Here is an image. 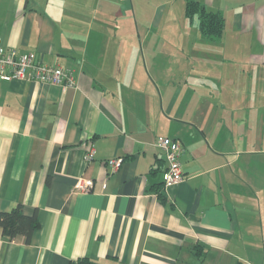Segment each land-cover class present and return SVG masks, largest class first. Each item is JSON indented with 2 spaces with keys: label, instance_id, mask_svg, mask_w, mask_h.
<instances>
[{
  "label": "crops",
  "instance_id": "obj_1",
  "mask_svg": "<svg viewBox=\"0 0 264 264\" xmlns=\"http://www.w3.org/2000/svg\"><path fill=\"white\" fill-rule=\"evenodd\" d=\"M199 1L221 36L187 0H0L3 43L77 82L0 78V212L40 224L0 226V264H264V0ZM173 27L215 51L173 52L155 39ZM165 136L185 176L168 188Z\"/></svg>",
  "mask_w": 264,
  "mask_h": 264
},
{
  "label": "built area",
  "instance_id": "obj_2",
  "mask_svg": "<svg viewBox=\"0 0 264 264\" xmlns=\"http://www.w3.org/2000/svg\"><path fill=\"white\" fill-rule=\"evenodd\" d=\"M0 78L5 80L21 79L37 82H50L61 84L64 87L77 85L75 76L71 69L49 64L37 58L34 52H20L16 47L7 46L0 36ZM156 145L164 151L167 168L164 173V188H168L184 180V172L180 160L183 146L178 139L170 137H159ZM95 148L91 147L87 153V159L95 155ZM123 158L116 157L108 160L113 171H116L122 164ZM94 181L89 178L80 177L74 189L76 191H89Z\"/></svg>",
  "mask_w": 264,
  "mask_h": 264
},
{
  "label": "trees",
  "instance_id": "obj_3",
  "mask_svg": "<svg viewBox=\"0 0 264 264\" xmlns=\"http://www.w3.org/2000/svg\"><path fill=\"white\" fill-rule=\"evenodd\" d=\"M198 14L200 18V28L204 35L209 37L221 36L225 28L224 17L213 11H209L199 0H187L186 15L192 17ZM37 212L27 215L23 211L22 205L17 206L11 211L0 212V226L3 234L10 238L22 234L30 241L34 231L39 227ZM73 264H100L87 257L81 258Z\"/></svg>",
  "mask_w": 264,
  "mask_h": 264
},
{
  "label": "rangeland",
  "instance_id": "obj_4",
  "mask_svg": "<svg viewBox=\"0 0 264 264\" xmlns=\"http://www.w3.org/2000/svg\"><path fill=\"white\" fill-rule=\"evenodd\" d=\"M191 32L190 29H184ZM171 35L169 37H166L164 39L162 38H155L160 41L169 42V44H166L167 47L172 50L173 52H188V53H201V52H210L215 51L212 49L213 43L203 41L201 39H180L182 34V29L180 27H173L171 31ZM160 45H163L162 43H159ZM209 63V61H207Z\"/></svg>",
  "mask_w": 264,
  "mask_h": 264
}]
</instances>
